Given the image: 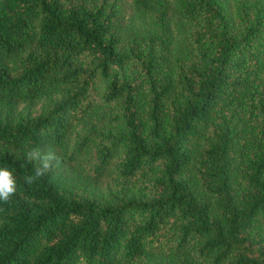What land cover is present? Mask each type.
<instances>
[{
    "label": "trees",
    "instance_id": "16d2710c",
    "mask_svg": "<svg viewBox=\"0 0 264 264\" xmlns=\"http://www.w3.org/2000/svg\"><path fill=\"white\" fill-rule=\"evenodd\" d=\"M0 167V264H264V0H0Z\"/></svg>",
    "mask_w": 264,
    "mask_h": 264
},
{
    "label": "clouds",
    "instance_id": "9594fccd",
    "mask_svg": "<svg viewBox=\"0 0 264 264\" xmlns=\"http://www.w3.org/2000/svg\"><path fill=\"white\" fill-rule=\"evenodd\" d=\"M27 159L36 161L34 176H26L25 182L31 184L35 179L42 177L52 167V161L56 159L52 152L29 153ZM16 192V180L13 173L6 167H0V201L7 202Z\"/></svg>",
    "mask_w": 264,
    "mask_h": 264
},
{
    "label": "rangeland",
    "instance_id": "374dc122",
    "mask_svg": "<svg viewBox=\"0 0 264 264\" xmlns=\"http://www.w3.org/2000/svg\"><path fill=\"white\" fill-rule=\"evenodd\" d=\"M37 107H38V106L36 105V106H35L36 110H38Z\"/></svg>",
    "mask_w": 264,
    "mask_h": 264
}]
</instances>
